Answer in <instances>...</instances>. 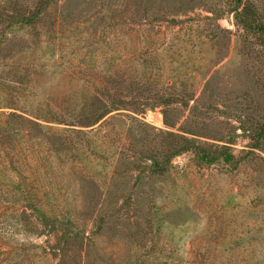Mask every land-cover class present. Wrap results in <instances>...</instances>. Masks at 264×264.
Here are the masks:
<instances>
[{"label":"rangeland","instance_id":"rangeland-1","mask_svg":"<svg viewBox=\"0 0 264 264\" xmlns=\"http://www.w3.org/2000/svg\"><path fill=\"white\" fill-rule=\"evenodd\" d=\"M236 6L0 0V264H264V39Z\"/></svg>","mask_w":264,"mask_h":264},{"label":"trees","instance_id":"trees-1","mask_svg":"<svg viewBox=\"0 0 264 264\" xmlns=\"http://www.w3.org/2000/svg\"><path fill=\"white\" fill-rule=\"evenodd\" d=\"M235 3L237 6L233 10V12L235 15L237 25L240 26L245 31L250 32L252 35H257L258 37L264 39V23H261L259 16L257 15L256 10H254L252 4H250L249 1H243V0H235ZM35 17H37V14H34L32 17L26 20L28 22H33L35 20ZM100 118L98 117L97 121H99ZM63 124L84 126L81 124L80 125L69 124L66 122H64ZM262 130L264 132V125L262 127ZM202 158L206 160V156H203ZM226 160H229V157L226 158Z\"/></svg>","mask_w":264,"mask_h":264}]
</instances>
